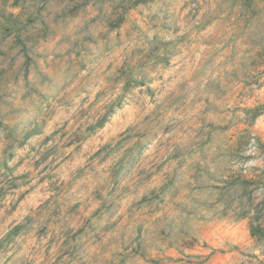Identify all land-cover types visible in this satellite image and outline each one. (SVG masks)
Here are the masks:
<instances>
[{"label": "clouds", "instance_id": "obj_1", "mask_svg": "<svg viewBox=\"0 0 264 264\" xmlns=\"http://www.w3.org/2000/svg\"><path fill=\"white\" fill-rule=\"evenodd\" d=\"M0 264H264V0H0Z\"/></svg>", "mask_w": 264, "mask_h": 264}]
</instances>
